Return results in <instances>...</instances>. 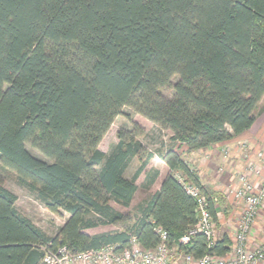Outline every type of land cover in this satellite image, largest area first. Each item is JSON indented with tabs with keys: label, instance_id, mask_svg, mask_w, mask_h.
Instances as JSON below:
<instances>
[{
	"label": "trees",
	"instance_id": "obj_1",
	"mask_svg": "<svg viewBox=\"0 0 264 264\" xmlns=\"http://www.w3.org/2000/svg\"><path fill=\"white\" fill-rule=\"evenodd\" d=\"M263 95L264 0H0V163L67 214L48 236L0 182V264H42V247L123 248L131 237L151 250L158 229L170 247L202 256L203 234L179 244L198 221L184 185L201 191L216 224L224 200L186 156L248 131ZM126 107L170 133L156 154L144 153L135 124L108 154L98 148ZM155 156L169 169L158 190L133 213L117 210L111 202L128 208L141 174L144 190L154 184ZM102 226L118 229L85 232ZM230 246L223 233L210 251Z\"/></svg>",
	"mask_w": 264,
	"mask_h": 264
},
{
	"label": "built area",
	"instance_id": "obj_2",
	"mask_svg": "<svg viewBox=\"0 0 264 264\" xmlns=\"http://www.w3.org/2000/svg\"><path fill=\"white\" fill-rule=\"evenodd\" d=\"M249 144L241 143L245 164L236 173L228 186L227 194L237 204L231 246L229 252L219 256L210 249L217 241L216 222L213 220L205 196L194 185L186 183L184 189L196 201V215L200 214L196 225L179 239V244L186 245L196 234H203L206 239V251L195 257L170 247L168 234L158 229V245L151 250L143 249L135 237H131L123 248L104 246L99 249L72 251L66 245L54 249L42 247V264H260L264 262V150L249 157ZM224 160L229 159V149H222ZM221 170V168L219 169ZM258 234V239H257ZM261 236V238H260Z\"/></svg>",
	"mask_w": 264,
	"mask_h": 264
},
{
	"label": "rangeland",
	"instance_id": "obj_3",
	"mask_svg": "<svg viewBox=\"0 0 264 264\" xmlns=\"http://www.w3.org/2000/svg\"><path fill=\"white\" fill-rule=\"evenodd\" d=\"M175 80L176 77L172 79V81ZM162 93L165 96L172 95L171 90H163ZM134 124L137 125L141 131V133L138 134L137 139L141 142L144 153L150 152L156 154L157 151L164 144L168 142L170 136V133L168 131L160 129L159 127L155 126L141 115L135 113L133 110L126 107L122 109V114L114 119L108 131L102 137L98 145V148L101 151H103L105 154H108L115 145V143L117 142V136H116L117 132L119 130L131 131ZM134 131L136 133L138 132L137 130ZM246 142L248 143V141ZM26 148L32 155L38 158H44L36 150L32 149L29 145H26ZM138 166H139V161L136 158L132 159L129 166L125 170V176L127 178H131ZM150 167L156 169L158 168L163 169V165L157 156H155L151 160L150 164L147 166V168ZM143 179H144L143 174H141L136 179L138 190L134 194L131 205L128 208L120 206L115 202H111V205L123 213H133V210L135 209L136 205L140 201L147 199L154 191V186H151L149 190H144L141 187L143 183ZM0 182L5 188H7L16 196L15 205L17 210L22 215L30 219L33 224L39 227L48 236L51 237L55 236L58 228L64 223L67 217L66 213L61 212L60 214H55L47 210L42 205V203L38 199H36V197L27 188H25L24 186L20 185L17 182L15 173L12 172L11 170L2 167L1 163H0ZM226 190L227 189H224L225 192L223 190H220V194L222 195L224 200V205H228L230 209L231 208L233 209L234 200L229 195L226 194L227 193ZM222 215L223 213L221 214V216ZM224 220H225L224 224L216 225V235L217 234L220 235L226 232L232 234L233 226L235 224L234 219L227 217ZM115 229H118L117 226H102V227L87 229L85 230V232L94 235L106 231H112Z\"/></svg>",
	"mask_w": 264,
	"mask_h": 264
},
{
	"label": "crops",
	"instance_id": "obj_4",
	"mask_svg": "<svg viewBox=\"0 0 264 264\" xmlns=\"http://www.w3.org/2000/svg\"><path fill=\"white\" fill-rule=\"evenodd\" d=\"M243 141H248L250 146L249 157L253 160V155L257 151L264 150V95L256 108L255 121L248 131L242 133L231 141L214 144L206 149L198 150L187 155L186 159L188 165L191 169L196 171L199 180L205 187L216 192H220V190L224 191V189H228V186L233 182L236 173L240 172L245 164L241 151V143ZM224 147L229 149V159L227 160H224L222 157L221 151ZM160 162L163 165V169L158 168L159 175L152 185L154 186L153 192L158 190L161 181L169 172L167 166L161 160ZM220 168L221 170H219ZM261 176L264 178V170L262 171ZM233 204V209H230L228 205H223L222 211L219 213V221L217 225L224 224V219L227 217L234 219V221L236 220L235 216L238 214V209L237 204L235 202ZM222 213L223 215L221 216ZM226 234L231 240L232 234L227 232ZM221 235L222 234H217V238ZM256 237L258 239V234ZM260 264H264V262Z\"/></svg>",
	"mask_w": 264,
	"mask_h": 264
},
{
	"label": "water",
	"instance_id": "obj_5",
	"mask_svg": "<svg viewBox=\"0 0 264 264\" xmlns=\"http://www.w3.org/2000/svg\"><path fill=\"white\" fill-rule=\"evenodd\" d=\"M198 218L200 217V214H198V216H197Z\"/></svg>",
	"mask_w": 264,
	"mask_h": 264
}]
</instances>
